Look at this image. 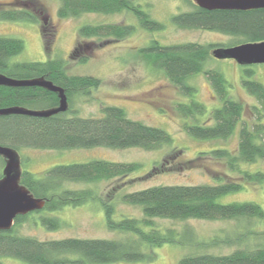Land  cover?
Segmentation results:
<instances>
[{"label":"trees","instance_id":"1","mask_svg":"<svg viewBox=\"0 0 264 264\" xmlns=\"http://www.w3.org/2000/svg\"><path fill=\"white\" fill-rule=\"evenodd\" d=\"M34 1V0H33ZM60 18L79 17L85 13H119L129 11L135 15L142 27L161 30L164 24L153 18L139 0H59ZM191 11L172 16L174 23L183 28H202L231 36L229 44L183 42L162 44L153 39L148 47L142 48L147 61L162 69L186 101L175 102L174 109L183 118L182 129L195 138L203 140H228L238 136L236 150L218 146L200 151L196 158L185 159V152L174 147L161 162H157L151 173L165 171H187L202 167L201 160L212 158L220 162L228 172L217 173L216 184L154 185L144 189L124 192L129 183L114 185L106 193L102 183L113 185L120 178L130 179V174L140 164L137 162H115L95 159L87 162L59 164L44 171L41 177L22 171L21 183L35 197L45 200L40 212H53L66 206H80L100 198L104 207L107 226L111 231L122 234L119 238L39 239L16 233L17 224L25 221L28 214L18 215L10 230H0V257H13L29 264H103L121 261H153L155 249L167 243L183 246L198 244L205 248V241L195 240L191 228L179 232L175 227L163 226L155 218L187 221L189 219L244 221L248 224L237 233L238 238L264 237V207L255 201L220 202L219 198L245 189L247 184L264 183V83L255 79V69L244 66L242 84L254 96L258 105L249 111L253 120L245 118L243 102L230 93V82L224 74L206 67L214 56L212 50L218 46H231L248 41L264 40V8L250 10L201 8L192 0ZM7 7V8H6ZM33 9V8H32ZM28 7L11 8L0 4V19H29L39 22L38 13L42 6L32 10ZM52 26L42 23L44 39ZM135 26L130 23L84 24L79 29L80 38H111L122 40L130 36ZM104 40V39H103ZM48 42V41H47ZM46 42V44H48ZM79 46L71 52L70 59L87 62V55H79ZM24 42L20 38L0 35V73L14 78L44 77L65 89L69 108L51 116L27 114H0V145L18 150L30 148H70L107 146L116 149L137 147L156 150L173 142L171 134L164 128L149 125L127 115L124 108L116 105L102 107L100 117H82L73 109L76 95L90 94L91 89L101 85L94 75L70 74L68 60L48 58L46 61L13 62L12 57L22 52ZM203 73L215 91L220 105L209 113L206 105L197 99L198 89L189 80ZM59 105L56 92L40 86L0 85V108L24 106L31 109L53 108ZM4 165V157L0 156ZM258 165L253 170L245 165ZM205 165V164H204ZM209 168V166L205 165ZM2 172L0 173L1 178ZM229 178V179H228ZM234 178V177H233ZM132 180V179H131ZM134 181V179H133ZM102 188V189H101ZM118 200V202L116 200ZM119 202L141 206L142 216L125 214L115 218ZM41 222L50 229H58L63 223L58 217L41 215ZM246 224V223H244ZM260 226L263 229H260ZM228 235L214 242L226 243ZM197 238V237H196ZM238 243L228 253H217L199 249L185 253L179 264H264V241ZM0 264H3L0 261Z\"/></svg>","mask_w":264,"mask_h":264},{"label":"rangeland","instance_id":"2","mask_svg":"<svg viewBox=\"0 0 264 264\" xmlns=\"http://www.w3.org/2000/svg\"><path fill=\"white\" fill-rule=\"evenodd\" d=\"M139 1L153 18L164 24L163 29L150 30L142 27L135 15L129 11L110 14L85 13L79 17L60 18L58 16L59 0H0V4L11 8L28 7L34 9V7L42 6L41 13H38L39 22L29 19H0V35L20 38L24 42L23 51L12 57L13 62L46 61L48 58H63L68 60L67 71L70 74L94 75L101 79V85L98 88L91 89L90 94L74 96L73 109L76 110L77 115L100 117L103 115V106L116 105L124 108L130 118L164 128L173 138L170 145L151 151L137 147L116 149L107 146L47 149L24 147L19 149L23 171L28 170L41 177L44 171L53 166L87 162L95 159L137 162L140 164L130 174V179H116L113 181V185L110 186L108 182L102 183L101 186L105 187L101 192L102 195H106L112 186L123 182L129 184L125 186L122 193L161 184H216L219 182L218 179L213 177L217 173L216 171L223 176H225V172H228L234 177L231 179L238 177L236 173L230 172L226 166L212 158L202 159L203 165L198 169L151 173L155 164L161 162L174 147L184 150L185 159H194L200 151L211 150L218 146L236 150L238 136L235 133L226 141L221 139L203 140L193 137L182 129L183 118L175 111L174 105L175 102L186 101V97L179 93L177 87L169 81L162 69L147 61L141 49L148 47L153 39L159 40L162 44L190 41L229 44L232 38L217 31L177 26L172 16L191 11L193 5L190 1ZM42 23L52 26V30H49V35L46 37L48 40L44 39L42 34ZM99 23H130L135 26V30L130 36L122 40L79 37L81 26ZM79 43H81L79 55H87L89 57L87 62L80 63L75 59H70L71 52ZM251 66L256 72L255 79L264 83V64H253ZM206 67L216 68L224 74L230 82L231 95L245 104V118L250 121L253 120V115L249 110L253 105H258V101L244 89L242 84L244 66L234 59L213 57L207 62ZM189 82L197 87V99L206 105L208 113L220 105V100L216 97L212 85L203 73L192 76ZM204 164L209 166L210 169L206 168ZM3 167L4 165L0 160V173ZM245 167L256 170L260 166L249 164ZM116 201L118 202V200ZM219 201H255L264 207V183L258 186L247 184L244 190L224 195L219 198ZM117 207L114 215L116 219H120L125 214L136 217L142 216L141 206L119 202ZM41 215L58 217L63 225L58 229H50L41 222ZM155 221L163 226L175 227L179 232H182L184 228H191L195 234V240H198V242L205 241L207 244L203 248L197 243L186 246L167 243L155 249L157 258L153 261H121L103 264H179L180 258L190 251L206 249L211 252L228 253L236 247L238 243L236 240L250 244L257 242V240L264 241V237L235 240V238H238L237 232L248 224L244 221L204 219L175 221L160 218H155ZM260 229H263V227L260 226ZM15 230L18 234L30 235L39 239L122 237L119 232L111 231L108 228L100 198L93 199L80 206H66L53 212L46 210L29 212L27 219L17 224ZM225 235L230 236V241L226 243L212 240L216 236L221 240ZM0 261L3 264H29L13 257H0Z\"/></svg>","mask_w":264,"mask_h":264},{"label":"water","instance_id":"3","mask_svg":"<svg viewBox=\"0 0 264 264\" xmlns=\"http://www.w3.org/2000/svg\"><path fill=\"white\" fill-rule=\"evenodd\" d=\"M201 8L208 10L230 9L250 10L264 8V0H192ZM212 55L218 59H234L241 65L264 64V40L248 41L231 46H218L212 50ZM0 85L4 86H40L56 92L59 105L46 109H31L24 106H10L0 108V114H27L34 116H51L65 112L69 108V101L65 89L44 77L14 78L0 73ZM0 156L5 158L3 176L0 178V230L12 229L18 215L40 210L45 200L35 197L31 191L21 183V156L17 149L0 145Z\"/></svg>","mask_w":264,"mask_h":264},{"label":"flooded vegetation","instance_id":"4","mask_svg":"<svg viewBox=\"0 0 264 264\" xmlns=\"http://www.w3.org/2000/svg\"><path fill=\"white\" fill-rule=\"evenodd\" d=\"M4 160H5V158H4ZM5 164H6V161H4V166H5ZM4 168V167H3ZM3 176V170H2V175H1V177Z\"/></svg>","mask_w":264,"mask_h":264}]
</instances>
